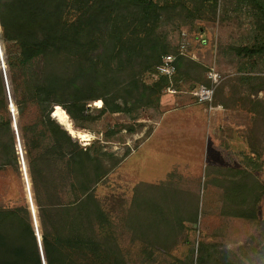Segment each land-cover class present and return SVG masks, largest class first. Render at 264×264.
Here are the masks:
<instances>
[{"label": "trees", "instance_id": "16d2710c", "mask_svg": "<svg viewBox=\"0 0 264 264\" xmlns=\"http://www.w3.org/2000/svg\"><path fill=\"white\" fill-rule=\"evenodd\" d=\"M220 12L252 19L241 43L222 45L218 54L233 58L242 83L258 79L257 73L264 70V0H0L9 83L46 264H130L117 224L96 194L97 186L129 153H111L107 143L121 141V129L136 132L140 111H159L164 91L178 88L182 78L208 84L200 74L204 65L186 56L177 58L172 78L153 80L146 75L164 55L177 52L167 28L215 22ZM217 89L215 102L228 107ZM97 100L102 105L93 115L88 104ZM33 111L35 118H26ZM107 114L123 116L131 124L116 122L114 129L105 125L102 139L90 144L70 131L90 130ZM11 123L0 71V169L11 166L19 171ZM237 172L245 177V170ZM250 185L246 181L239 197L232 191L231 200L249 198ZM246 211L240 215L255 219L264 230V221ZM147 212L131 211L126 222L134 233L149 238L140 253L143 263L151 264L158 252L152 237L171 252L175 244L159 242L177 227H167L164 221L152 224L148 220L156 212ZM195 218L188 219L193 223ZM192 252L188 261L173 256L171 263L264 264V240L253 246L244 243L237 251L202 242L195 261ZM0 264H43L26 201L0 206Z\"/></svg>", "mask_w": 264, "mask_h": 264}, {"label": "rangeland", "instance_id": "374dc122", "mask_svg": "<svg viewBox=\"0 0 264 264\" xmlns=\"http://www.w3.org/2000/svg\"><path fill=\"white\" fill-rule=\"evenodd\" d=\"M251 21V18L237 16L233 12L227 15L220 12L215 22L198 20L192 26L180 29L167 28L168 39L175 50L178 48L181 33L188 32L191 47L186 57L190 58L193 50L199 51L202 56L199 62L204 65V71L200 70L202 78L206 77L212 65L222 74L223 79L217 91L219 99L228 107L216 103L215 98L212 104L206 105L209 111L216 106H219L220 110L229 109L232 119L229 126L226 122L220 123L219 130L215 134L216 155L214 157L213 153L210 155V159L213 160L217 157L218 161L215 165L212 163L200 165L194 159L189 165L179 164L180 167H176L174 172L164 179L147 184L139 180L143 175L141 172L137 174L134 167L127 168L126 165L119 167V164L97 186L96 194L104 201L105 207L117 224L119 241L130 264H144L140 246L144 243V239L149 240L148 237L144 238L134 233L133 227L126 222V216L131 211L148 213L147 211L152 209L156 212V217L150 216L148 222L161 224L164 221L167 227V224L177 227L174 230L176 233L167 235L163 238L164 241L159 242L175 244L171 252L157 245V241L152 237L151 242L158 250L156 264H167V262L172 264L173 256L186 262L191 258L192 250L195 261L202 242L237 251L244 243L253 246L264 240V230L257 225L256 220L240 215L242 212L246 214L248 212L246 210H249L256 213L260 221H264V70L257 73L258 79L242 83L237 79L240 75L233 58H222L218 54L222 45L241 43L244 34L250 30ZM2 77L9 81L8 68L5 75L2 73ZM197 77L195 74L194 78ZM146 78L156 79L151 76V72ZM8 81L6 97L9 117L21 160L19 171L11 166L0 169V206H14L26 201L30 207L24 174V170H27L26 162L17 140L13 115L17 127L18 118ZM186 83L183 84L179 80L177 83L179 87L173 88L174 92H169L167 88L162 98L164 99L166 94L175 93L176 89L192 92L197 85L193 81ZM255 89H258L256 93ZM101 105V100L92 101L88 104L89 112L96 115V109ZM140 113L142 117L136 126L137 131L128 133L121 129L118 135L122 138L121 141L107 143L106 150L118 156L124 155L127 151L130 153L151 131L162 113V106L159 111L142 109ZM35 116L36 112L33 111L28 113L26 118H35ZM116 122L131 124L123 116L107 114L97 123L92 124L90 130H77L71 127L70 131L81 134L90 144L95 139H102L105 125L114 129ZM219 166L224 167L219 170ZM240 169L246 171L245 177L235 172ZM246 181L251 182L249 198H236L232 201V191L236 197H239L244 192ZM167 214H170V217ZM191 216L196 217L193 223L188 219ZM140 221H144V218L142 217Z\"/></svg>", "mask_w": 264, "mask_h": 264}, {"label": "crops", "instance_id": "0c3cea01", "mask_svg": "<svg viewBox=\"0 0 264 264\" xmlns=\"http://www.w3.org/2000/svg\"><path fill=\"white\" fill-rule=\"evenodd\" d=\"M198 52L193 50L190 54V58L197 62L202 59ZM179 71L182 68L179 67ZM181 82L187 84L184 78ZM161 106L162 113L149 135L122 160L119 167H134L137 174H143L139 180L151 184L174 172L176 167H180L179 164L189 165L194 159L200 165L217 164V157L210 159L212 153L213 157L216 155L215 134L220 123L230 125V110H220L216 106L209 111L206 104L196 102L191 90L177 89L175 93L162 98ZM223 167L219 166L218 169L222 170Z\"/></svg>", "mask_w": 264, "mask_h": 264}, {"label": "built area", "instance_id": "2783aa9c", "mask_svg": "<svg viewBox=\"0 0 264 264\" xmlns=\"http://www.w3.org/2000/svg\"><path fill=\"white\" fill-rule=\"evenodd\" d=\"M191 47V41L189 34L186 31L181 33L180 41L178 44L176 53H169L162 57L160 63L156 65L151 71V76L158 78L159 76H167L172 78L177 71L176 61L179 56H187L188 51ZM0 71L5 75L7 72V64L5 59V47L2 36V28L0 26ZM206 77L208 79V84H200L193 88L192 94L195 97L197 103L200 104H212L214 101L215 91L219 84L221 83L223 76L216 69L215 66H210ZM7 78H5L4 83L7 90ZM9 82V81H8ZM169 92H174L175 89L168 87Z\"/></svg>", "mask_w": 264, "mask_h": 264}, {"label": "water", "instance_id": "95a60500", "mask_svg": "<svg viewBox=\"0 0 264 264\" xmlns=\"http://www.w3.org/2000/svg\"><path fill=\"white\" fill-rule=\"evenodd\" d=\"M11 111L13 112L12 106H11ZM13 122H14V126H15V129H16V133H17V138H18L17 140H18L19 148L21 150L22 149L21 141H20V137H19L18 127L16 125V121L14 120V115H13ZM72 125H73V123H72ZM72 137L76 138L73 135H72ZM21 155H22V152H21ZM24 174H25V183H26V187H27V191H28V197H30L29 198V203H30V210H31V213H32V216H33L35 233H36V236H37L38 241H39V246H40V250H41V254H42V258H43V264H46V261H45L44 256H43V250H42V244H41V235H40V230H39L38 221H37V217H36V211H35V209H32V205L34 206V202H33V198L31 197V188H30L29 178H28V174H27V170L26 169L24 170Z\"/></svg>", "mask_w": 264, "mask_h": 264}]
</instances>
